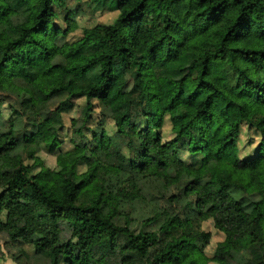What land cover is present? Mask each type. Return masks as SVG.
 Masks as SVG:
<instances>
[{
	"label": "trees",
	"instance_id": "trees-1",
	"mask_svg": "<svg viewBox=\"0 0 264 264\" xmlns=\"http://www.w3.org/2000/svg\"><path fill=\"white\" fill-rule=\"evenodd\" d=\"M89 1L111 2L116 17L69 40L75 11L65 10V26L55 22L63 0H0V233L31 250L19 246L13 260L91 264V245L124 233L126 264H208L198 237L158 243L159 233L200 217L224 234L215 264H264V0ZM147 10L160 19L156 33L143 25ZM116 61L136 66L153 112L112 115ZM79 98L78 138L63 150V116ZM14 99L30 101L31 116L5 120L2 104L14 111ZM106 119L116 135L135 130L127 146L140 147L136 159L112 141ZM166 121L193 161L164 140ZM243 130L258 142L241 157ZM41 148L56 156L55 168ZM100 169L112 180L99 179ZM125 177L133 191L122 188Z\"/></svg>",
	"mask_w": 264,
	"mask_h": 264
},
{
	"label": "rangeland",
	"instance_id": "rangeland-1",
	"mask_svg": "<svg viewBox=\"0 0 264 264\" xmlns=\"http://www.w3.org/2000/svg\"><path fill=\"white\" fill-rule=\"evenodd\" d=\"M55 22L61 27L65 26L63 18L65 10H74L75 16L71 25L72 31L68 34L69 40H74L81 35L82 29L91 27L98 23H109L117 14L114 5L111 2H104L98 6L90 3L89 0H63L62 6L56 8ZM143 25L151 32L156 33L161 29V22L159 17L151 11H145ZM115 72L118 73V80L112 90L109 97L110 110L113 116H118L123 113H129L133 118H140L141 112H153L155 109V103L150 101L142 92V85L136 72V66L133 64H125L123 62L116 61L114 63ZM158 82L160 84L163 93H169L173 90V84L169 79V73L165 70L158 71ZM14 107L12 111L8 102L4 101L2 104V116L5 120H13L18 117H28L33 113L32 104L28 100H13ZM85 101L83 98L75 100V107L69 112L64 114L65 130L61 133L62 144L60 148L63 150L72 147L70 141L71 137L77 139V135L72 134L71 118H77L79 122L81 108ZM94 112H98L95 109ZM96 114H92V123L95 124ZM106 132L111 136L112 141L119 147L121 152L130 159H136L140 154V147L133 143L132 147L127 146V139L133 138L136 132L133 128L127 130L126 136H119L115 134L113 128V121L106 119L104 124ZM162 135L164 140H167L174 148L179 149L182 152V157L186 161L190 162L195 159L187 151L183 149L179 139L172 133L169 123L166 121L162 127ZM249 138L251 142L249 143ZM88 140V139H86ZM239 146L241 148L240 156H249L253 154V151L258 142V137L251 133L247 135L245 131L240 135ZM43 159L44 165L55 168L56 161L55 155L48 153L44 148H41L38 153ZM19 156L25 163H32L28 160L26 152L24 150L19 151ZM99 179L103 181H111L112 173L108 170L100 169L98 171ZM122 188L126 191H133L135 183L131 178L125 177L122 180ZM154 190V189H151ZM18 224H22V220L18 221ZM182 233L188 234L192 237H198L199 242H203L204 252L203 255L209 259L208 264H215L210 258L213 255L214 245L218 241L224 239V234L217 230L211 219H201L200 217H193L187 220L184 227H172L168 232L159 233L158 243L163 246L166 240L171 236H179ZM207 236V237H206ZM78 239H74L76 243ZM129 242L128 237L124 233L117 234L112 241L106 239L101 240L97 244H93L88 249V255L91 259V264H126L122 260V249ZM21 246L30 252V247L27 245H20L16 241L7 240L5 234L0 233V264H17L12 254L17 252V248ZM18 253V252H17ZM151 258V253L148 255L147 260Z\"/></svg>",
	"mask_w": 264,
	"mask_h": 264
}]
</instances>
